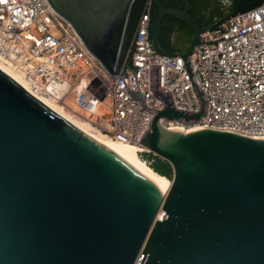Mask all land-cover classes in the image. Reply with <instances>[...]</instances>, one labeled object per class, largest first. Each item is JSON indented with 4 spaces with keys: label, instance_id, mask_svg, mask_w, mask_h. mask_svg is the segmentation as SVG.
Listing matches in <instances>:
<instances>
[{
    "label": "water",
    "instance_id": "1",
    "mask_svg": "<svg viewBox=\"0 0 264 264\" xmlns=\"http://www.w3.org/2000/svg\"><path fill=\"white\" fill-rule=\"evenodd\" d=\"M112 77L130 37L139 0H48ZM160 7L153 50L190 57L203 33L264 5L241 0L206 27L185 10ZM165 16L193 32L186 51L160 42ZM165 108L140 144L174 170L165 197L120 154L48 107L0 69V264H264V140L201 129H168L162 121H199ZM142 100L141 96H136ZM163 217H160V213Z\"/></svg>",
    "mask_w": 264,
    "mask_h": 264
},
{
    "label": "built area",
    "instance_id": "2",
    "mask_svg": "<svg viewBox=\"0 0 264 264\" xmlns=\"http://www.w3.org/2000/svg\"><path fill=\"white\" fill-rule=\"evenodd\" d=\"M152 6L153 0L144 5L118 76H110L109 115L97 117L101 131L141 147L140 153L149 152L140 142L165 108L156 91L169 95L176 110L195 114L201 102L194 81L206 100L205 114L199 121L164 119L163 126L185 133L211 129L264 140V5L201 35L190 57L192 78L183 58L160 56L153 50ZM0 55L34 91L67 110L78 85L95 99L90 86L101 78L102 65L48 0H0ZM76 101L87 109L80 99Z\"/></svg>",
    "mask_w": 264,
    "mask_h": 264
},
{
    "label": "rangeland",
    "instance_id": "3",
    "mask_svg": "<svg viewBox=\"0 0 264 264\" xmlns=\"http://www.w3.org/2000/svg\"><path fill=\"white\" fill-rule=\"evenodd\" d=\"M232 3L233 0H204V10H206V13H209V10H217L218 12H223L224 15H227L229 12H232ZM210 15V14H208ZM211 16H208L210 18ZM192 34H189L187 32H181L176 37V42H173L176 46L177 43H179L177 48L179 47L182 51H186L191 43L192 40ZM173 37V36H172ZM102 75L101 78H97L92 85L90 86V89L93 91V95L95 99H92L90 97L87 105V109H81L77 108L75 112L76 115L73 117L72 120L78 122L79 124H82L84 126L91 127L92 131L94 130L93 134L99 133L101 135L112 137L109 133H105L101 131L99 126L97 125L98 119L97 117L102 116H108L109 115V109L110 108V100L107 97V92L109 89V85L111 84V78L110 75L104 70L102 67ZM104 99V102H101V100ZM97 101H99L97 103ZM84 103L85 105L87 103ZM109 105V106H108ZM109 107V108H108ZM107 111V113H105ZM79 115V116H77ZM73 116V115H72ZM71 118V117H70ZM106 120H108L106 117H104ZM69 120V119H68ZM70 121V120H69ZM72 122V121H71ZM74 125L79 127V124L72 122ZM81 128V127H79ZM83 130V129H82ZM87 132V131H85ZM88 134H91L87 132ZM92 136V135H91ZM93 137V136H92ZM95 138V137H94ZM140 149V148H139ZM137 156L145 163L148 167H150L154 172H156L158 175L164 177L168 182L172 184L173 178H174V170L172 165L168 162L163 160L162 158L155 156L153 153L150 152H143L140 153V151H137ZM163 213L160 214V217H163Z\"/></svg>",
    "mask_w": 264,
    "mask_h": 264
},
{
    "label": "bare ground",
    "instance_id": "4",
    "mask_svg": "<svg viewBox=\"0 0 264 264\" xmlns=\"http://www.w3.org/2000/svg\"><path fill=\"white\" fill-rule=\"evenodd\" d=\"M0 69L5 72L7 75H9L12 79H14L17 83L22 85L27 91L31 92L34 96H36L39 100H41L43 103H45L48 107L65 117L69 122H74L76 121L72 120L77 108H82L80 106L79 102L76 100L80 99L82 103H85L86 101H89L90 99V94L86 91V89L78 85L75 89V94L70 97V106L71 110H67L65 107L60 105L56 100L47 98L43 96L41 93L38 91H34L33 87L30 85V83L25 79L24 75L20 73L18 70H16L13 67V64L4 60L2 56L0 55ZM77 98V99H76ZM86 106L88 105V102H86ZM109 106V105H108ZM88 108V107H87ZM109 108V107H108ZM109 110V109H106ZM107 113V111H105ZM73 115V116H72ZM79 116V115H77ZM71 117V118H70ZM71 122V123H72ZM73 124V123H72ZM77 125L79 124L78 122L76 123ZM76 126V125H75ZM80 129L85 132H89L92 135L93 138L95 137L96 140L100 141L101 143L105 144L118 154H120L122 157H124L128 162H130L136 169H138L144 176H146L151 182H153L159 190L163 193V197H165L171 187V183L168 182L164 177L158 175L156 172H154L150 167H148L145 163L140 161V159L137 156V151H141V147H137L135 145H131L129 143H125L121 140H116L113 139L109 136L101 135L99 133H94V130L92 131L91 127L84 126L82 124H79ZM78 127V128H79ZM86 132V133H87ZM140 148V149H139ZM144 148V147H143ZM162 213V212H161ZM160 213V214H161ZM141 260H138V264L140 263Z\"/></svg>",
    "mask_w": 264,
    "mask_h": 264
},
{
    "label": "trees",
    "instance_id": "5",
    "mask_svg": "<svg viewBox=\"0 0 264 264\" xmlns=\"http://www.w3.org/2000/svg\"><path fill=\"white\" fill-rule=\"evenodd\" d=\"M147 1L148 0H139L136 6L135 13L132 19V24H131L130 31H129L130 40L136 31L140 15ZM188 1L190 2V5H191L190 14L199 23L200 27H206L212 24L216 18H222L223 16H225L223 12H220V11L218 12L216 10H213L210 13L211 17L206 19L202 15V7L204 6V0H188ZM240 1L241 0H233L232 7H231L232 11L236 9V6ZM160 2H161V6L167 9L170 6H172L173 3H176L177 0H160ZM159 10H160V7L153 0L152 21L158 15ZM174 32H184V33L187 32L189 34L193 33L192 30H190V28L185 23L174 18L173 16H165L161 24L160 42H161L162 48L168 53H174V52L179 51L176 45L172 41V36Z\"/></svg>",
    "mask_w": 264,
    "mask_h": 264
},
{
    "label": "flooded vegetation",
    "instance_id": "6",
    "mask_svg": "<svg viewBox=\"0 0 264 264\" xmlns=\"http://www.w3.org/2000/svg\"><path fill=\"white\" fill-rule=\"evenodd\" d=\"M185 4L182 2V1H180V0H177V2L176 3H173L172 4V6H170L169 8H172V9H177V10H181V11H184L185 10ZM214 10V9H213ZM213 10H209V13H206L205 11L206 10H204V8H202V15L206 18V19H208V16H210V15H208V14H210ZM216 10V9H215ZM217 11V10H216ZM190 12H191V9H190ZM193 17V16H192ZM199 24V23H198ZM191 30V29H190ZM181 33V32H180Z\"/></svg>",
    "mask_w": 264,
    "mask_h": 264
},
{
    "label": "crops",
    "instance_id": "7",
    "mask_svg": "<svg viewBox=\"0 0 264 264\" xmlns=\"http://www.w3.org/2000/svg\"><path fill=\"white\" fill-rule=\"evenodd\" d=\"M179 33H180V32H174L173 37H172V41H173V42H176V37H177V35H178ZM178 44H179V43H177V46L180 45V44H179V45H178ZM177 46H176V47H177ZM178 50H179V51H182L179 47H178Z\"/></svg>",
    "mask_w": 264,
    "mask_h": 264
}]
</instances>
